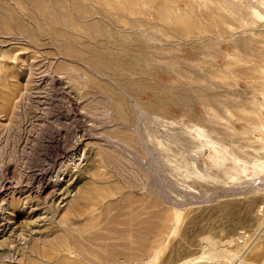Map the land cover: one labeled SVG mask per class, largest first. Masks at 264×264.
<instances>
[{
	"label": "rangeland",
	"instance_id": "rangeland-1",
	"mask_svg": "<svg viewBox=\"0 0 264 264\" xmlns=\"http://www.w3.org/2000/svg\"><path fill=\"white\" fill-rule=\"evenodd\" d=\"M206 237L264 264V0H0V264H183Z\"/></svg>",
	"mask_w": 264,
	"mask_h": 264
},
{
	"label": "bare ground",
	"instance_id": "bare-ground-1",
	"mask_svg": "<svg viewBox=\"0 0 264 264\" xmlns=\"http://www.w3.org/2000/svg\"><path fill=\"white\" fill-rule=\"evenodd\" d=\"M136 107L137 108H140V106H139V104L138 103H136ZM206 111L207 112H209V110L208 109H206ZM142 115H146L145 113H142L141 111L139 112V116H142ZM154 120V119H153ZM155 123H156V121H155ZM138 126V128H136L134 131H135V133H140L139 132V128H140V126L139 125H137ZM199 133H201V135L202 136H204V134H205V130L204 129H202V128H199ZM108 132V131H107ZM104 133V132H103ZM100 134V133H99ZM109 138H111L109 135H107ZM142 136V135H141ZM141 136H138V138H140ZM120 145H122L124 148H126L128 151H133V148H132V146H131V144H130V142H129V140L128 139H121V138H119V142H118ZM213 144V146H214V143H212ZM147 145V144H146ZM146 145H144V146H146ZM146 147H148V145L146 146ZM149 148V147H148ZM147 148V149H148ZM215 148V147H214ZM150 149V148H149ZM148 149V150H149ZM216 149V148H215ZM116 151V150H115ZM149 151H151V149L149 150ZM150 154V153H149ZM153 153L151 152V154L150 155H152ZM115 155H116V157H120V156H122V154L121 153H118L117 151L115 152ZM154 155V154H153ZM151 157H154V156H151ZM155 159H157L156 157H155ZM153 161V163H155L156 162V160H152ZM157 161H158V159H157ZM135 163V162H134ZM137 163V162H136ZM157 163V162H156ZM158 164V163H157ZM139 164L137 163V165L136 166H138ZM159 165V164H158ZM135 166V167H136ZM157 166V165H156ZM143 168H144V166H143ZM130 169H132L131 167H130ZM129 169V167L127 168V172H129V171H131ZM134 170V169H133ZM143 170V169H142ZM152 170V169H151ZM125 171H126V169H125ZM144 171H146V169H144ZM147 172H149V170H147ZM146 172V173H147ZM130 174L131 173H133V172H129ZM156 174H157V172H155ZM135 174V173H134ZM150 174L152 175V176H154V174L153 173H151L150 172ZM155 174V175H156ZM138 175V174H137ZM147 175H149V174H147ZM128 176H130V175H128ZM131 176H132V174H131ZM158 176V175H157ZM133 177H136V176H134L133 175ZM161 177V176H160ZM130 179H131V177H129ZM152 178V177H151ZM140 179H142V178H140ZM167 179V178H166ZM135 180H136V178H135ZM138 180V179H137ZM143 181V180H142ZM155 181V180H154ZM159 181V180H158ZM163 181V180H162ZM157 182V181H156ZM160 182V181H159ZM105 183V182H104ZM158 183V182H157ZM100 184V183H99ZM107 184V183H106ZM173 184V183H172ZM174 185V184H173ZM161 187H162V185H160ZM165 187V186H164ZM163 187V188H164ZM162 188V189H163ZM159 189V188H158ZM159 190H161V189H159ZM165 190H166V188L164 189V192H165ZM96 201H95V205H97V206H102V205H105L106 204V199H108L109 198V202H110V200H111V198H112V196L113 195H115L116 193H118V191H116V192H110V191H108V188H107V190H106V188H103L102 186H97V189H96ZM162 191V193L160 192V191H158V192H160V194L162 195L164 192H163V190H161ZM167 191V190H166ZM225 191H227L226 189H225ZM164 194H166V193H164ZM118 198V197H117ZM112 201V200H111ZM175 206H177L176 204H175ZM73 208V210H75V207L73 206L72 207ZM134 210V209H133ZM76 211V210H75ZM131 211H132V208H131ZM130 211H128L127 213H129ZM134 216V215H133ZM135 216H137V215H135ZM22 230V229H21ZM23 235V234H22ZM229 243H231V241H228V243L227 244H229ZM205 244H206V247L207 248H209V252H207L206 250L204 251V253H203V255L202 256H200V257H197V258H194V259H192V260H189V261H186V262H184L183 264H188V263H191V262H193V261H195V260H198V259H210V261H212V260H226V261H228V262H230V264H249V263H244L245 261H244V259H242V255H240L239 254V252L240 251H237V250H227V249H220L219 248V245H218V241H215L213 238H210V237H206L205 238ZM226 244V245H227ZM151 247L153 246V245H150Z\"/></svg>",
	"mask_w": 264,
	"mask_h": 264
}]
</instances>
